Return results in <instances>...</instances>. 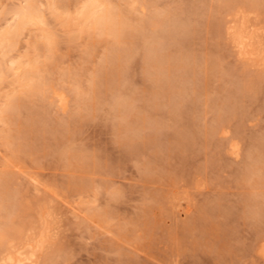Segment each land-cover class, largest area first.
Here are the masks:
<instances>
[{
    "label": "rangeland",
    "instance_id": "rangeland-1",
    "mask_svg": "<svg viewBox=\"0 0 264 264\" xmlns=\"http://www.w3.org/2000/svg\"><path fill=\"white\" fill-rule=\"evenodd\" d=\"M26 1L0 0V32ZM39 1L48 24L6 59L37 57L68 106L0 81V111L12 92L25 105L0 116V227L54 199L61 227L41 264H264V66L226 38L242 1L263 27L264 0H107L121 41L64 23L85 0H57V18Z\"/></svg>",
    "mask_w": 264,
    "mask_h": 264
},
{
    "label": "bare ground",
    "instance_id": "bare-ground-1",
    "mask_svg": "<svg viewBox=\"0 0 264 264\" xmlns=\"http://www.w3.org/2000/svg\"><path fill=\"white\" fill-rule=\"evenodd\" d=\"M106 1L85 0L78 14L75 17L73 16L74 18H70L72 17L71 15L66 16L70 17L65 19L64 23L68 26H75L77 31L81 33L85 31H98L99 34L111 35L117 41H121L126 27V25L123 26L125 22H123L124 17L122 18V16L124 14L122 15L120 10L115 9L114 6L110 7ZM242 2L235 8L236 10L232 14L230 13L229 17H231V21L229 24L227 23L226 38L232 44L233 49L237 53L238 60L242 64L244 63V65L246 64L251 67L260 66L262 68L264 66V26L261 27L262 25L258 24L257 20L259 16H255L254 14L256 12L254 11L255 3H250L249 5L244 1ZM59 5L60 2L57 0H51L48 4V9L51 10V14L55 17L58 15L56 12ZM44 6L38 0H28L24 5L17 7L11 12V17L7 21L6 28L0 32V57L3 55L2 60L0 59V81L4 79L7 73H10L16 78L15 82L23 89L24 93L32 96L48 95L52 99L51 101H56L59 105L58 107L66 111L68 100L65 93L54 85L48 84L46 79L42 77L43 75L41 76L43 64L41 67L39 66L37 57L36 59L34 58L35 60H26L24 57H22L24 59L18 60L6 59L9 52L19 44V39L25 30L48 24L44 12L45 9H43ZM252 15L257 18H253ZM146 22L143 21V24L145 25ZM52 37L47 31L43 32L48 58L52 57ZM156 50L157 46L153 45L146 51L147 53L149 51L151 53ZM113 52L112 55L115 54ZM112 55L107 56L106 62L112 64L114 58V55ZM2 66L6 68L4 69ZM17 98L14 92L6 96L5 105L0 111L2 118L12 120L14 109H20L22 106H25L21 103L23 100L20 101ZM238 149V146H232L231 153L237 155ZM0 197L2 196L0 195ZM1 203L0 208L6 207L3 201ZM32 208L30 210L35 212V216L32 219L23 221L18 226L13 225L11 222L8 224L7 222L5 226L0 227V264H41L44 255L51 250L50 247L58 239L62 218L56 201L54 199L41 200L37 202L34 209ZM6 210L10 209L6 207ZM260 242L257 251L262 260H264V236Z\"/></svg>",
    "mask_w": 264,
    "mask_h": 264
}]
</instances>
